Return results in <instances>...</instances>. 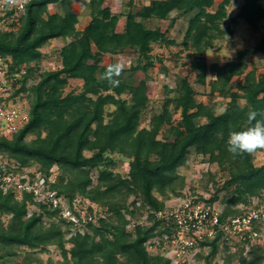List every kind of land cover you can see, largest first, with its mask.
I'll use <instances>...</instances> for the list:
<instances>
[{"label":"trees","instance_id":"1","mask_svg":"<svg viewBox=\"0 0 264 264\" xmlns=\"http://www.w3.org/2000/svg\"><path fill=\"white\" fill-rule=\"evenodd\" d=\"M104 1L88 0L89 20L77 28L73 0H33L23 15L0 31V54L14 65H26L13 95L30 94L28 122L14 133L0 135V157L8 162L5 171L19 173L36 166L48 176L57 167L59 174L47 188L70 208L77 198L80 208L86 205L88 213L97 216L95 223L80 231L61 216V206L37 202L30 193L17 197L11 188L0 189V264H172L162 254L145 249L147 239L162 233L158 223L129 230L128 218L147 213L151 219L164 207V199L183 195L185 178L179 169L191 154L227 172V179L209 198L226 204V214L238 213L235 206L254 196L264 202L260 195L264 162L256 165L255 154L233 158L226 151L229 131L242 124L246 112L264 110V72H257L254 63L245 59L251 53H264V33L252 48L237 51L222 64L208 65L205 59L217 40L232 34L231 24L239 19L258 31L264 20L262 0H241L228 24L223 22L231 0H150L118 13ZM57 3L62 12L50 13L48 6ZM132 4L130 0L129 7ZM187 14L181 50L190 52L194 82L209 87L211 100H198L188 76L179 75L172 87H164L161 109L148 125L143 124L150 104L148 70L156 62L165 69L162 59L153 56V45L177 44L167 30ZM120 17H124L121 28ZM141 19L168 21V25L144 27ZM55 38L64 39L61 66L40 71L42 48ZM125 53L134 54L128 67L104 62L106 55ZM248 64L253 66L247 70ZM137 72L145 76L136 82ZM73 80L81 82L80 89L66 92ZM215 95L227 99L219 113L212 100ZM120 160L128 163L125 175L116 171ZM29 204L36 209L27 215ZM208 244L205 264H219L213 260L221 247L227 250L221 264H264V243L237 245L234 250L220 245L218 238ZM50 246L61 260L48 256L44 261L41 254L48 253Z\"/></svg>","mask_w":264,"mask_h":264},{"label":"built area","instance_id":"2","mask_svg":"<svg viewBox=\"0 0 264 264\" xmlns=\"http://www.w3.org/2000/svg\"><path fill=\"white\" fill-rule=\"evenodd\" d=\"M32 1L18 0L15 6L9 7L0 0V31L23 15ZM26 71L25 64L14 65L10 57L0 54V135L16 132L30 118L29 106L21 104L22 95H13ZM7 164V161L0 159V189L3 191L11 188L17 197L30 193L37 202L45 201L53 207L61 206V216L80 231L86 229L87 223L96 222L97 216L89 214L86 205L79 207V199L75 198L70 208L62 196L47 188V183L55 181L51 171L45 176L39 167L34 166L12 173L5 171ZM182 196H172L176 199L170 203V199H164V207L153 212L151 219L147 213L128 218L129 230L152 222L158 223L162 233L144 243L149 253L162 254L172 264H189L199 252H208V242L213 239L218 238L220 245H227L230 250L237 245L259 242L264 231V202H260L259 197L254 196L247 204L237 207L240 210L238 213L226 214V205H221L218 200L210 202V197ZM93 208L102 211L97 205ZM99 215L103 214L99 212Z\"/></svg>","mask_w":264,"mask_h":264},{"label":"rangeland","instance_id":"3","mask_svg":"<svg viewBox=\"0 0 264 264\" xmlns=\"http://www.w3.org/2000/svg\"><path fill=\"white\" fill-rule=\"evenodd\" d=\"M88 0H73L72 8L75 12L78 13V24L77 28H82L88 21L89 18V10L86 7V2ZM130 0H105L104 5L110 6L113 12H120L125 11L127 8L131 10H135L136 7L146 4L147 1L150 0H131L132 5L127 4ZM218 1V0H217ZM241 0H231L230 4L227 7V18L223 23H229L230 18L234 16L239 8ZM264 3V0H262ZM217 4V2H216ZM128 5V7H127ZM50 12H62V7L60 3L52 4L49 6ZM171 15H177L172 13ZM189 14L185 16H179L174 24L173 27L168 28L167 36L171 39H174L177 44L164 46V45H153L152 54L156 58H161L162 63L165 66V69L162 70L160 64L158 62L155 63L154 67L148 70L149 81H148V89L147 93L150 99L149 108L144 116L143 124L148 125L150 118L153 114L158 112L161 109L162 99L164 95V87L167 85L172 87L175 83V79L177 76L187 75L192 86L196 90V97L198 100L203 101L205 103H209L211 98L209 95V87L208 86H200L194 82V73L190 71L189 67V56L188 51L181 50L182 45L180 42L183 39V34L187 26V20L189 18ZM124 22V17H120L119 24L121 25ZM141 22L144 27L155 28L156 26H160L162 29H166L168 25V21H160L158 19H141ZM222 23V24H223ZM10 25V24H9ZM7 25L6 28L9 26ZM224 25V24H223ZM232 34L230 36L225 35L221 39L215 42L214 48L207 50L205 59L207 64H211L214 62L224 63L225 61L232 59L235 57L237 51L242 50L244 48H252L253 44L256 41L257 36L264 33V20L259 24V28L257 32H253L248 26L246 22L239 19L236 23L231 24ZM68 40V39H67ZM63 38H55L50 40L46 45L42 48V59L39 64L40 71L55 69L59 66V49L60 46L63 44ZM134 54L125 53L120 54L117 56H108L106 55L104 58V62L107 63L108 61L117 64L120 67H128L133 58ZM248 62H253L254 66L257 69V72L262 73L264 72V53H251L246 56L245 58ZM253 64H248V69H250ZM145 74L143 72H137L135 75L136 82L140 79H143ZM211 78V75L207 76V80ZM81 86V82L78 80H73L70 84L66 87V92L70 89L79 90ZM21 104L24 106L30 105V94L28 92H24L21 96ZM215 105L216 113H219L223 110L226 106L227 99H223L218 95H215L212 98ZM241 102H243L241 100ZM177 117V114L174 116ZM3 161H7L6 159ZM204 159V158H203ZM202 157L191 154L188 157V160L184 166L179 169V173L184 176L185 178V185L182 189L183 196H191V195H198L205 198H209L212 196L216 188H219L223 181H225L228 177L227 172H223L219 170V168L212 163H209L207 160L203 161ZM264 162V150H259L255 153L254 156V163L259 165L260 163ZM116 171L120 174L125 175L128 171V163L125 160L119 161V166ZM59 174V170L57 167H53L51 170V176L56 179V176ZM210 174L214 176V178H210ZM95 182V177H94ZM224 192L222 191L219 194V197H222ZM264 197V192L261 194ZM182 196V197H183ZM176 197V196H175ZM175 197L168 196L166 199H170L168 203L175 201ZM132 199L129 198L128 201ZM218 201L221 205H224L219 199ZM256 201V200H255ZM93 207H96V204L91 203ZM226 205V204H225ZM242 204H237L235 207H242ZM222 207V206H221ZM36 207L32 204L28 205V214L32 213ZM6 220V219H5ZM74 229V228H73ZM75 230V229H74ZM68 235H66L67 237ZM259 243H264V231L261 235ZM70 246V244H66ZM236 248V247H235ZM234 248V249H235ZM233 249V250H234ZM49 252L41 254V257L46 260L49 256L53 260H61V256L56 248L53 246L48 247ZM227 250L225 248L220 249L219 253L214 257V262L221 264L225 257ZM199 253H203L202 258L196 257L191 263L189 264H205L204 255H206V251H201ZM22 259V255L18 257L20 261Z\"/></svg>","mask_w":264,"mask_h":264},{"label":"clouds","instance_id":"4","mask_svg":"<svg viewBox=\"0 0 264 264\" xmlns=\"http://www.w3.org/2000/svg\"><path fill=\"white\" fill-rule=\"evenodd\" d=\"M9 6H15L18 0H3ZM112 83V81H109ZM264 150V110L249 109L242 124L228 133L226 151L233 157L253 155Z\"/></svg>","mask_w":264,"mask_h":264},{"label":"crops","instance_id":"5","mask_svg":"<svg viewBox=\"0 0 264 264\" xmlns=\"http://www.w3.org/2000/svg\"><path fill=\"white\" fill-rule=\"evenodd\" d=\"M148 3H149V1L146 2V4H148ZM240 3H241V2H240ZM127 4L129 5V1H128ZM51 5H52V4H51ZM128 5H127V7H128ZM239 5H240V4H239ZM263 5H264V3H263ZM49 6H50V5H49ZM49 6H48V10H49ZM127 9H128V8H127ZM127 9H126V10H127ZM126 10H125V11H126ZM125 11L123 10V11H121V12H125ZM227 11H228V10H227ZM237 11H238V9H237ZM49 12H50V11H49ZM50 13H54V12H50ZM236 13H237V12H236ZM77 14H78V13H77ZM235 15H236V14H235ZM235 15H234V16H235ZM232 17H233V16H232ZM78 18H79V17H78ZM88 20H89V18H88ZM87 22H88V21H87ZM83 27H84V26H83ZM63 42H64V41H63ZM108 62H109V61H108ZM108 62H107V63H108ZM116 65H117V64H116ZM60 66H61V64H60V61H59V66H58V67H60ZM58 67H57V68H58ZM55 69H56V68H55ZM260 164H261V163H260Z\"/></svg>","mask_w":264,"mask_h":264}]
</instances>
